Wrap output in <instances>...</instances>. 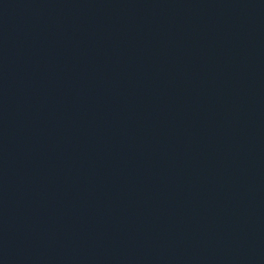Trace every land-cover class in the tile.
Segmentation results:
<instances>
[{
  "label": "water",
  "instance_id": "obj_1",
  "mask_svg": "<svg viewBox=\"0 0 264 264\" xmlns=\"http://www.w3.org/2000/svg\"><path fill=\"white\" fill-rule=\"evenodd\" d=\"M0 264H264V100L218 0H0Z\"/></svg>",
  "mask_w": 264,
  "mask_h": 264
}]
</instances>
